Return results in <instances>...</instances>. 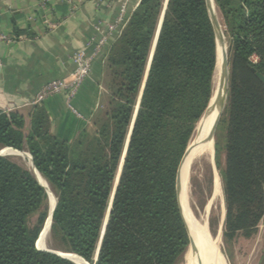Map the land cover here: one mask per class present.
<instances>
[{
    "label": "trees",
    "instance_id": "obj_1",
    "mask_svg": "<svg viewBox=\"0 0 264 264\" xmlns=\"http://www.w3.org/2000/svg\"><path fill=\"white\" fill-rule=\"evenodd\" d=\"M215 3L232 38L220 118L226 234L249 237L264 216V0ZM162 11V0H140L111 45L94 134L60 139L37 107L28 127L0 110V148L28 152L58 197L52 239L89 264H176L188 246L176 174L211 97L216 44L204 0H167L158 30ZM46 202L28 169L0 157V264H74L35 247L45 212L34 229L27 219Z\"/></svg>",
    "mask_w": 264,
    "mask_h": 264
},
{
    "label": "crops",
    "instance_id": "obj_2",
    "mask_svg": "<svg viewBox=\"0 0 264 264\" xmlns=\"http://www.w3.org/2000/svg\"><path fill=\"white\" fill-rule=\"evenodd\" d=\"M77 1L0 0V36L5 38L0 39V110L19 112L24 116V127H28L37 107L48 121L49 133L68 141L83 132H96V119L107 103L104 61L121 30L109 35L107 25L114 24L120 3H125L129 19L140 2L80 0L75 5ZM102 37L106 42L101 54L93 60L89 76L70 102L65 93L34 102L42 86L71 76L74 52L91 54L93 45L87 44ZM254 238L264 256V216Z\"/></svg>",
    "mask_w": 264,
    "mask_h": 264
},
{
    "label": "rangeland",
    "instance_id": "obj_3",
    "mask_svg": "<svg viewBox=\"0 0 264 264\" xmlns=\"http://www.w3.org/2000/svg\"><path fill=\"white\" fill-rule=\"evenodd\" d=\"M213 3L215 6L216 16H217L219 23L221 25V30L223 31L225 38L227 39V47H228V54L227 55H228V61H230L232 38H231L230 34L228 33V29L225 25L224 18L222 16L220 10L217 7L215 0H213ZM166 5H167V0H162L163 11H162L161 16H160L158 30H159V27L161 25L163 12L166 8ZM128 21H129V19L126 18L125 22L121 26V30L119 31V36L121 35V33H122L123 29L125 28L126 24L128 23ZM152 52H153V50H152ZM152 52L150 54V57L152 55ZM148 66H149V62H148ZM215 68H216V66H215ZM104 81H105L104 82V88L106 90V89H108V85L111 81L110 71L108 69H106V75H105ZM213 85H214V76H213ZM228 86H229V77H228ZM213 89H214V87H213ZM213 89H212L211 96L213 94ZM227 99H228V89H227V94H226V104H225L223 112L225 111L226 106H227ZM105 100L107 102L106 107H105V109H106L108 101H109L108 95L106 96ZM210 100H211V97L209 99V102H210ZM209 102H208V104H207V106H206V108L203 111L201 116H203L204 112L206 111V109L209 105ZM201 116H200L199 120L202 118ZM198 121L196 122V124H198ZM196 124H195V127L191 133V136L189 138L187 146L190 144V141L194 137L195 129L197 126ZM218 124H219V122H218ZM222 124H223V122H221L219 124V126L217 125L216 131L214 134V142H213V146H212V162L209 159H200V160L194 162L190 168L189 181H188L189 206H190L191 212H192L193 216L195 217V219L199 222L200 221L202 222V220L204 219V216L206 214L205 209L207 208V206L210 205L208 208L209 210L207 212L208 214L206 217L207 227H208L209 232L212 234V236H215L218 229L221 227V245H220V247L222 250V254L224 255L223 257L225 259L226 264H264V256H262L260 243H258V241H256L254 238V235L256 232L249 237L244 236L242 233H235L234 235L230 234L229 236H228V234H226V230H228V225H227V220H226V217L228 214V205H227L226 197H225V194L223 191V182H222L221 173H220L223 169V164H224L223 160H224V146H225L224 141H223V131H221V127L223 126ZM187 146H186V148H187ZM1 149H3V148H0V150ZM24 152L28 154L29 159H30V157H31L30 154L26 151H24ZM183 155H184V153H183ZM183 155H182V157H183ZM182 157L180 159V162L182 160ZM7 158L11 159L12 161L17 163L18 165L22 166L23 168L30 170V172H32V175L35 178V175L33 174L34 170H32V167H30V168L27 167L29 165L27 164L26 160L24 161V159L20 158V157H9L8 156ZM31 161H32V157H31L30 163H31ZM180 162L178 164V167L180 165ZM177 171H178V168H177ZM214 172H216L219 176L220 183H221V192H222V194L216 198H213V195H212L213 194L212 192H213V179H214L213 175H214ZM118 173H119V171H118ZM118 176H119V174H117V176H116V181H115L116 183L118 180ZM47 186H48V189L50 190L49 192H51L54 195L55 200H58V197L56 196L55 192L50 188L48 183H47ZM43 188H44L46 195H47L46 207L42 208L39 212L31 215L27 219V226L30 229H34L38 224L39 218L41 216L40 215L41 212L42 211L45 212V218L40 225V229H39L37 239H38L42 229L44 228V226H45V224L49 218V213H50V202H49L48 190L45 187H43ZM112 196H113V193H112ZM221 208H222V211H221ZM223 210H224V212H223ZM220 213L222 215H220ZM105 219H107V216ZM51 225H52V221L50 224L49 233H47L48 236L46 235V237H45V246H46L45 249H47L49 251L57 252V253H61V252L69 253L66 250H64L63 247L58 245V243H56L54 239H52ZM37 239L35 242V247L37 244ZM188 247H189V239H188V246H187L185 252L183 253V255L181 256V258L178 260V262L176 264H186L185 253H186ZM97 255H98V249L96 250L94 261H96Z\"/></svg>",
    "mask_w": 264,
    "mask_h": 264
},
{
    "label": "bare ground",
    "instance_id": "obj_4",
    "mask_svg": "<svg viewBox=\"0 0 264 264\" xmlns=\"http://www.w3.org/2000/svg\"><path fill=\"white\" fill-rule=\"evenodd\" d=\"M212 4V8L215 11V6L213 3V0H210ZM216 14V13H215ZM222 45L218 48V56H219V62L222 52H226L228 54V47H227V39L225 38V35L222 31ZM219 67L217 69L215 68V71H218ZM215 74V73H214ZM219 74V72H218ZM216 74L214 81H218L219 75ZM213 96L215 94V86L213 85ZM212 97V96H211ZM217 116V111L212 112L208 116H201L202 118L198 121V124H196L195 134L192 140L190 141L189 146V153L185 157L184 162L181 166L180 171V184H181V191H180V205L182 208V213L184 216V220L188 226L190 235L192 237V245H189L186 253H185V260L186 264H226L224 255L222 254L221 250V227L218 229L215 236H212V234L209 232L207 223H206V217L209 206H207L206 214L204 216V219L202 222L197 221L195 217L193 216L190 206H189V196H188V181H189V173L190 168L193 165L194 162L200 160V159H209L212 162V146L214 142L213 139H208V135L210 133V130L212 128L213 122ZM1 154L7 155L9 157H20L23 158L24 161H27V164L32 167L30 163L29 156L24 151H16L12 149H4L1 151ZM26 165V164H25ZM33 170V167H32ZM30 171V170H29ZM32 174V172H31ZM33 174L37 178V180L48 190L49 195V202H50V213L53 208L55 197L54 195L49 192L47 182L44 180V178L34 169ZM213 198L219 197L221 192V183L219 176L216 172H214L213 175ZM211 200V199H210ZM211 204V203H210ZM220 207V206H219ZM215 208V207H214ZM223 208V207H222ZM221 208V211H222ZM49 212V211H48ZM224 212V210H223ZM49 213V216H50ZM220 215H222L220 213ZM203 217V216H202ZM48 218L46 222V227L49 225ZM221 222V221H220ZM220 225V224H219ZM218 225V226H219ZM47 229V228H46ZM48 236V235H47ZM46 237V236H45ZM45 237H41L40 240L37 242V247L39 249H45ZM68 259L72 260L76 264H87L84 260H82L79 256H76L73 253H65L63 254Z\"/></svg>",
    "mask_w": 264,
    "mask_h": 264
},
{
    "label": "water",
    "instance_id": "obj_5",
    "mask_svg": "<svg viewBox=\"0 0 264 264\" xmlns=\"http://www.w3.org/2000/svg\"><path fill=\"white\" fill-rule=\"evenodd\" d=\"M205 5H206L208 16H209V19H210V22H211V25H212V28H213L214 37H215V44H216V69H217V67H219V70L214 72L215 73L214 74V79H215L216 74H218V72H219L218 81L217 82L214 81V86L216 87L215 91H214L215 94H214V96L212 95L211 100L209 102V105H208L206 111L203 114V116L205 117V116L210 115L212 112L217 111V116H216V118H215V120L213 122L212 128H211L210 133L208 135V139H213L215 131H216V128H217V125H218V122L220 120V117H221V115L223 113V110H224V107H225V104H226V94H227V89H228V77H229V61H228V55L224 51L221 54L220 62H219L218 48H219V46L222 45L221 39H222V36H223L222 30H221V25L219 23V20H218L216 14L214 13L211 1L210 0H205ZM255 74L264 83V77L262 75H260L259 73H255ZM4 149H7V148H3V149L0 150V157H8L7 155L1 154V151H3ZM188 153H189V146H187V148H186V150L184 152V155L182 157V160L180 162V165L178 167V171H177V175H176V195H177V202H178L179 210H180L182 219H183L185 227H186V231H187V235H188V239H189V245H192V237L190 235L188 226H187V224H186V222L184 220V216H183V213H182V208H181V205H180V198H179L180 191H181L180 171H181L182 163L184 162V159L188 155ZM30 160H31V157H30ZM31 165H32L33 170H34L35 168H34V166L32 164V161H31ZM35 179L42 187H44L37 180L36 177H35ZM56 204H57V200H55L53 208H52L50 216H49V218H50L49 225H48V227H46V224H45L44 228L42 229V231H41V233H40V235H39V237L37 239V242L40 240V238L42 236L45 237L47 235V233H49L50 224H51V221H52V214H53V211L55 209ZM105 223H106V219H105ZM105 223H104V227H105ZM36 249H38L40 251H45V252L56 254V255L64 258V259H67V260L71 261L72 263L76 264L72 260H70L67 257H65L63 255L65 253H63V252L57 253V252L49 251L47 249H39L37 247V244H36Z\"/></svg>",
    "mask_w": 264,
    "mask_h": 264
},
{
    "label": "built area",
    "instance_id": "obj_6",
    "mask_svg": "<svg viewBox=\"0 0 264 264\" xmlns=\"http://www.w3.org/2000/svg\"><path fill=\"white\" fill-rule=\"evenodd\" d=\"M80 2L81 1L78 0L77 2H75V5H77V3ZM125 14H126V5L123 2L120 3L119 12L115 17L114 24L107 25V28L109 30V35L113 34V32L116 29L119 30L121 28V26L126 20ZM0 39L3 40L5 38L3 36H0ZM105 42H106V38L104 37H102L98 41H95V39H91V41H89V43L87 44V47L93 45V52L91 54H88L85 51L74 52L72 55V61L75 65V69L71 74V76L69 78H64L49 82L44 86H42V88L37 93L34 102L41 103L46 98L60 93H65L66 99L68 100V102H70L72 98L75 96L77 89L80 87L83 81L89 76L93 60L95 59L96 56L101 54V49L104 46ZM251 61L256 62L257 61L256 56H252Z\"/></svg>",
    "mask_w": 264,
    "mask_h": 264
}]
</instances>
